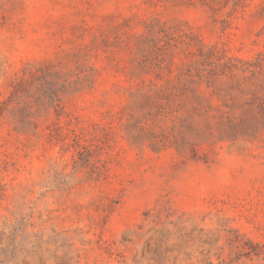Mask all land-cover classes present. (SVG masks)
Returning a JSON list of instances; mask_svg holds the SVG:
<instances>
[{
    "label": "rangeland",
    "instance_id": "rangeland-1",
    "mask_svg": "<svg viewBox=\"0 0 264 264\" xmlns=\"http://www.w3.org/2000/svg\"><path fill=\"white\" fill-rule=\"evenodd\" d=\"M0 264H264V0H0Z\"/></svg>",
    "mask_w": 264,
    "mask_h": 264
}]
</instances>
